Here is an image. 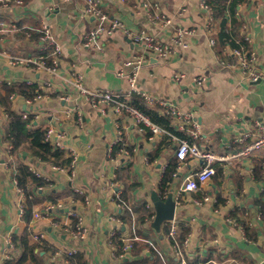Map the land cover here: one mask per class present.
Listing matches in <instances>:
<instances>
[{"label": "crops", "instance_id": "1", "mask_svg": "<svg viewBox=\"0 0 264 264\" xmlns=\"http://www.w3.org/2000/svg\"><path fill=\"white\" fill-rule=\"evenodd\" d=\"M199 1L103 0L104 12L121 17L133 30L145 29L165 39L179 28L191 31L184 35L188 46L176 57L142 50L122 32L103 35L99 48L84 47L82 36L95 23L77 5L86 0H24L21 4L10 0L8 6L0 2V75L12 84H34L48 95L28 102L32 98L12 93L10 108L20 113L22 125L62 128L68 144L79 153L73 171L58 169L62 166L35 159L26 151L13 154L6 128L9 114L0 99V264H125L126 258H133V251L124 258L117 256L127 238L132 244H147L141 255L150 258L149 264H264V147L240 153L244 144H231L233 136L253 128L254 121L264 117V74L251 81L219 62L228 47L244 46L255 50L257 66L264 72V0L246 3L243 20L237 15L243 0L233 13L227 10L219 18L214 13L212 32L205 27L206 14ZM147 5L151 12L168 15L172 24L166 27L151 22ZM222 19L227 20L226 45L220 42ZM44 22L62 48L59 74L37 70L33 64L10 65L9 56L42 57L51 64L54 47L45 48L39 37ZM241 23L247 29L236 27ZM244 32L251 34L250 43L243 39ZM210 37L215 38L214 45ZM141 53L145 64L138 74V86L163 98H175L182 110L194 113L201 135L194 138L189 131L192 127L178 129L159 107H150L142 98L121 96V101L137 107L163 132L155 134L148 126L140 131L134 117L125 113L120 121L123 143L118 146H126L129 154L123 155L117 148L108 157L107 145L117 136L112 107L95 108L68 86V79L77 71L89 88L122 95L128 82L117 71L123 61ZM178 72L185 73L188 91L183 92L185 81L173 78ZM196 75H206L208 81L195 86L190 80ZM45 81L52 87L47 88ZM5 83H0V98L6 96ZM68 94L72 98H63ZM73 107L83 114L81 124L75 112L69 111ZM23 112L29 113L28 119ZM181 140L229 156L216 160V172L194 191L185 192L182 187L203 163L198 157L177 158ZM173 159L177 165L167 191L162 192L159 185ZM256 161L262 165L259 177ZM20 163L40 171L43 176L38 177L45 183L19 185ZM153 191L162 199L173 192L176 201L174 218L165 220L159 231L153 226ZM73 211L83 214L88 226L83 238L72 233L77 222ZM173 224L177 226L174 238L168 237ZM39 233L44 236L36 238ZM70 251L75 253L70 255Z\"/></svg>", "mask_w": 264, "mask_h": 264}, {"label": "built area", "instance_id": "2", "mask_svg": "<svg viewBox=\"0 0 264 264\" xmlns=\"http://www.w3.org/2000/svg\"><path fill=\"white\" fill-rule=\"evenodd\" d=\"M24 0H16V3L21 4ZM64 1H75L77 0H64ZM123 1V0H121ZM3 2L4 6L10 4V0H0ZM252 0H243L242 4L238 7L237 15L240 20L245 18L243 12L244 5ZM80 12L87 17H92L95 19L94 25L89 28L82 36L81 43L84 47H100V39L104 36H113L117 32H122L127 37L131 38L137 46L141 47L142 50H148L150 52L156 53L164 57H176L179 55L180 50L188 46V42L184 38L187 31L185 29H177L173 34L168 36L167 39L151 33L145 29L133 30L131 29L125 20L121 17H111L106 14L103 10V0H86L84 5H79L77 3ZM200 9L206 14L205 27L208 32L213 31L214 26V10L212 5L209 3V0H200L199 1ZM148 16L151 22L161 23L163 26H170L172 24V19L166 14H160L157 10L155 12L150 11V6L147 5ZM240 30L242 28L247 29V26L241 23L236 26ZM41 34L39 35L43 46L45 48L54 47L52 51L53 60L51 64H47L46 61L41 58H25L20 56H9L8 63L10 65L16 66L20 64H33L37 70H44L50 74L56 75L59 74L61 67V57H62V48L60 43L55 39L51 33L50 27L47 22H44L41 28ZM212 35V34H211ZM243 39L250 43L252 41L251 34L249 32L243 33ZM210 44H215V38L210 37ZM230 46V45H228ZM144 53L132 55L123 61L122 66L118 69L117 74L121 77H125L128 82V87L123 91L122 95L114 93L111 90L103 88H89L83 81V74L77 71H72L68 79V86L78 92L79 95L83 96L89 103H91L95 108H98L102 111L107 109V107H112L116 117H117V136L113 142H110L107 145V155L110 157L114 150L119 148V153L123 155L129 154V150L126 146H118L120 142L123 143V131L120 128V121L126 117L125 113L130 114L134 117V122L140 131L144 130V126L150 127V129L156 134L163 132V129L157 124L149 120V118L137 107L128 104V102H123L119 98L121 96H127L129 98H142L143 101L150 107H159L162 114L169 116L174 120L178 129L184 130L188 129L187 127H192L191 132L194 138H197L201 135L199 125L194 120V113L191 111L182 110L176 101L175 98H163L158 95H155L153 92H149L141 89L138 86V74L140 69L144 66ZM232 59V60H231ZM258 55L255 50L249 49L244 46L238 47H228L225 50V56L220 57L219 62L223 67L236 69L240 71L247 79L251 81H258L259 78L264 74V72L257 66ZM173 78L177 81H185L186 76L184 72H178L174 74ZM7 82L8 84L11 81L3 79L0 75V83ZM191 83L195 86H201L208 81L206 75H196L191 80ZM46 83V84H45ZM47 88H51L52 84L50 81H45ZM43 84V85H44ZM42 88L41 86L39 87ZM188 83H185L183 86V92L188 91ZM48 95L45 93L38 92V94L32 99L27 100L28 102H34L37 99H45ZM65 99L72 98L71 95H66L63 97ZM71 113L76 114L77 123L81 124L83 121V114L78 107H73L69 110ZM22 116L25 119L29 118V113L23 112ZM45 141L51 143L54 148L65 149L70 157V163L66 168L64 166L58 167V169H67V171H73L77 164L79 153L73 146L69 145L66 138L65 131L55 125H50L44 132ZM251 141V142H249ZM233 143H242L244 144V149L240 153L253 152L254 150L264 147V117L258 118L254 121L253 128H250L247 131H242L233 136L231 144ZM176 156L179 160H185L188 156L198 157L202 160L201 168L196 171L194 174L187 176L186 182L182 187V190L185 192L197 190L202 184H204L209 177H211L215 172L214 162L216 160H225L229 159V156H221L211 151H203L199 148L196 143L188 142L187 140H181L178 144L176 150ZM237 156V154H234ZM233 157V156H232ZM231 157V158H232ZM30 169L37 175L43 176V174L36 170L33 166ZM18 185V183H17ZM19 186V185H18ZM42 187V186H41ZM39 186V188H41ZM21 191H23L22 187ZM120 196V191L117 194ZM166 196V195H165ZM163 196V197H165ZM208 200L209 197H206ZM76 218V224L72 229V233L77 237H85L88 234V226L85 223L83 214L79 212H72ZM40 213L36 212L35 216L40 217ZM114 220L120 222V219L112 216ZM228 221L232 222L231 218H228ZM177 226L172 225V228L168 234V237H173L176 234ZM114 234V233H113ZM44 234H36V238L43 237ZM134 238H139L134 236ZM188 238H186L185 243H188ZM10 248L14 247L12 238L9 237ZM133 244L127 238V242L123 247L122 254H119L117 257H125L132 250ZM118 250V248L115 246ZM119 251V250H118ZM75 251H70L69 254L73 255ZM113 255H115L113 253Z\"/></svg>", "mask_w": 264, "mask_h": 264}, {"label": "trees", "instance_id": "3", "mask_svg": "<svg viewBox=\"0 0 264 264\" xmlns=\"http://www.w3.org/2000/svg\"><path fill=\"white\" fill-rule=\"evenodd\" d=\"M239 1L240 0H229L228 3L227 0H209L217 18L223 17L227 10L233 13ZM221 23L224 30L220 33V42L222 45H226L228 43V33L225 32L227 20L222 19ZM3 85L6 87L7 93L6 96H2L0 99L9 114V122L7 123L6 128L8 138L12 143L13 154L18 155V153L26 151L35 159L51 162L58 166L68 165L70 163V157L66 156L65 150L54 148L51 143L45 141L44 132L46 128H44L43 125H34L33 123L30 126L22 125L20 113L10 108L9 96L12 93H20L26 97L33 98L38 94V92H40L37 86L34 84H27L26 82H16L7 85L5 83ZM176 165L177 161L176 159H173L167 168L166 175L163 177L159 185L162 192L167 191L169 186L168 181L172 178ZM261 169V163L256 161L255 171L257 173V177L261 174ZM17 178L19 185L25 188L28 186L29 182H32L35 186L45 183L44 180L38 177L27 164L23 163H20L18 166ZM261 204L264 214V202ZM133 244V258L134 256L135 258H139H126L125 264H149L150 258L141 255V250L147 247V244L141 241H134Z\"/></svg>", "mask_w": 264, "mask_h": 264}, {"label": "water", "instance_id": "4", "mask_svg": "<svg viewBox=\"0 0 264 264\" xmlns=\"http://www.w3.org/2000/svg\"><path fill=\"white\" fill-rule=\"evenodd\" d=\"M173 192H169L166 198L162 199L157 191L152 192V201L155 207V218L153 226L159 231L165 220H172L175 215L176 201Z\"/></svg>", "mask_w": 264, "mask_h": 264}]
</instances>
